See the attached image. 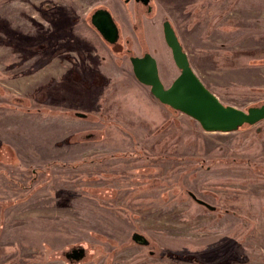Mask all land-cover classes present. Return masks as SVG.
<instances>
[{"label": "rangeland", "instance_id": "rangeland-1", "mask_svg": "<svg viewBox=\"0 0 264 264\" xmlns=\"http://www.w3.org/2000/svg\"><path fill=\"white\" fill-rule=\"evenodd\" d=\"M150 5L0 0V156L10 146L20 167L0 163V264H264V120L205 132L129 62L150 54L170 86L168 21L223 105H264V0ZM98 9L116 44L91 25ZM74 247L81 262L63 256Z\"/></svg>", "mask_w": 264, "mask_h": 264}, {"label": "water", "instance_id": "water-1", "mask_svg": "<svg viewBox=\"0 0 264 264\" xmlns=\"http://www.w3.org/2000/svg\"><path fill=\"white\" fill-rule=\"evenodd\" d=\"M142 1L146 3L148 0ZM90 23L106 43H116L118 30L109 11H94ZM162 32L172 60L179 70V75L169 87L165 88L162 84L156 61L150 54L130 58L134 78L149 88L153 98L162 105L190 117L205 132H235L244 125L252 126L264 120V105L250 107L246 111L223 105L192 71L187 55L168 21L163 22ZM191 197L196 203L213 209L194 195ZM132 240L145 245L146 239L142 235L133 234Z\"/></svg>", "mask_w": 264, "mask_h": 264}, {"label": "flooded vegetation", "instance_id": "flooded-vegetation-1", "mask_svg": "<svg viewBox=\"0 0 264 264\" xmlns=\"http://www.w3.org/2000/svg\"><path fill=\"white\" fill-rule=\"evenodd\" d=\"M131 1V0H130ZM129 0H124V3L126 4V3H129L130 2ZM132 2H134V3H136L137 5H141L144 9H146L145 11L146 12H148V13H150L151 12V5H150V2H151V0H148L146 3H144L142 0H132ZM114 20V19H113ZM115 22V21H114ZM116 24V23H115ZM116 27H117V30H118V36H119V29H118V26L116 25ZM118 38V37H117ZM116 43H117V41H116ZM115 43V44H116ZM110 45V44H109ZM131 58V57H130ZM130 58H129V62H130ZM156 61V60H155ZM156 64H157V62H156ZM130 65H131V63H130ZM131 68H132V66H131ZM40 110L41 109H36V111H29V112H37V113H39L40 112ZM2 149H4V153L2 154L4 157H6V158H3L2 156H0V163L2 164V165H4L5 167H11V168H13L12 166H15L17 169L18 168H20V167H18V165H19V161H18V159H16L15 160V162H12V160H13V158H15L16 156H15V154H14V152L12 151L13 149L10 147V146H8V145H4V146H2ZM9 150L12 152V154H11V152H9ZM2 150H0V152H1ZM5 153H6V156H5ZM13 157V158H12ZM16 174L15 175H12L14 178H18V176H17V173L18 172H15ZM4 176L3 177H5L6 179H7V172H5L4 174H3ZM0 181H1V179H0ZM191 195H193L192 193H188V196L190 197V199L193 201V202H195L193 199H192V197H191ZM196 198V197H195ZM204 202V201H203ZM196 203V202H195ZM196 204H198V203H196ZM198 205H200V206H202V207H204V208H206V209H208V210H210L209 208H207V207H205L204 205H201V204H198ZM213 210H215V208L213 207V209L212 210H210V211H213ZM133 234H137V233H133ZM133 234H132V236H133ZM140 235V234H139ZM132 236H131V242L132 243H134L135 245H137V246H141V247H149V245H150V242L146 239L145 240V245H141V244H139V243H137L136 241H134V240H132ZM149 255H150V257H151V255H153V252H151V251H149ZM64 257H65V259L66 260H68V261H72V262H76V263H78V262H81L82 260H83V258H84V252H83V249H81L80 247H78V248H72V249H70L69 251H67V252H65L64 253V255H63Z\"/></svg>", "mask_w": 264, "mask_h": 264}, {"label": "crops", "instance_id": "crops-1", "mask_svg": "<svg viewBox=\"0 0 264 264\" xmlns=\"http://www.w3.org/2000/svg\"><path fill=\"white\" fill-rule=\"evenodd\" d=\"M260 2H262V0H256V4L257 6L260 5ZM144 86V85H143ZM262 122V121H261Z\"/></svg>", "mask_w": 264, "mask_h": 264}, {"label": "trees", "instance_id": "trees-1", "mask_svg": "<svg viewBox=\"0 0 264 264\" xmlns=\"http://www.w3.org/2000/svg\"><path fill=\"white\" fill-rule=\"evenodd\" d=\"M41 111V110H40ZM47 112H49V111H47ZM55 114V113H54ZM76 114V113H75Z\"/></svg>", "mask_w": 264, "mask_h": 264}]
</instances>
